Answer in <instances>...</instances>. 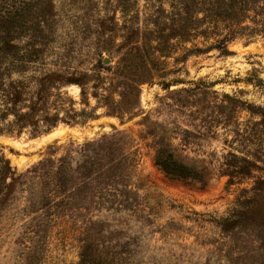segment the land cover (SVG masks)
<instances>
[{
    "label": "rangeland",
    "instance_id": "rangeland-1",
    "mask_svg": "<svg viewBox=\"0 0 264 264\" xmlns=\"http://www.w3.org/2000/svg\"><path fill=\"white\" fill-rule=\"evenodd\" d=\"M51 2L45 39L16 36L23 60L0 65V264H79L85 243L90 264H264V201L223 225L264 179V167L234 184L228 176L233 153H253L237 133L264 119V38L231 41L228 54L162 57L165 73H141L126 53L169 41L153 32L170 0ZM174 42V57L194 47ZM113 98L122 110L108 115ZM49 117L60 119L50 130ZM117 134L136 154L129 187L63 208L40 162ZM159 146L209 170L207 184L167 175Z\"/></svg>",
    "mask_w": 264,
    "mask_h": 264
},
{
    "label": "trees",
    "instance_id": "trees-1",
    "mask_svg": "<svg viewBox=\"0 0 264 264\" xmlns=\"http://www.w3.org/2000/svg\"><path fill=\"white\" fill-rule=\"evenodd\" d=\"M51 5V0H0V65L12 54L23 60L24 57L19 54L20 46L12 43L16 36L20 38L31 34V39H45V28L50 23ZM169 5L171 11H160L166 14L167 18L156 17L157 28L153 32L159 38L167 37L169 41L162 45L143 42L128 48L126 55L138 58L141 73H165V69L158 67L162 57L179 61L189 55L205 54L214 49L228 54V44L231 41L264 38V0H170ZM163 19L170 21V27H166ZM174 40L183 45L192 44L194 47H186L181 58L174 57L177 54ZM36 52L34 49L33 55ZM129 62L132 66L137 64L135 61ZM171 71L176 72L178 69ZM49 79L46 77L44 81ZM140 82L141 80L136 81L138 88ZM164 85L169 88L171 84ZM112 100L107 114H119L122 110L120 103L116 102L115 98ZM94 119H97V115L90 114L89 120ZM59 120L57 117L47 118L48 130L55 127ZM237 137L242 146L253 148V153H233V170L228 171L233 184L235 179L251 178L253 171L264 167V119L254 122L249 133L238 132ZM246 143L248 145H244ZM55 154H47L40 166L45 177L52 180L61 193V203L65 209L88 198H95L97 190H100L101 195L105 193L107 196L122 193L121 188L129 187L125 182L132 178L136 168V154L131 151L128 139L122 134L106 135L86 142L79 150L68 151L60 157ZM155 164L171 177L199 182L203 186L207 184L210 175L209 170L190 167L160 146L156 150ZM245 194L248 196H245L243 201L238 200V208H234L233 213L223 220V225L227 226L242 218L248 212L247 206L258 205L264 201V179H258ZM92 254V247L85 243L79 264H90L94 260ZM98 258L100 260V257Z\"/></svg>",
    "mask_w": 264,
    "mask_h": 264
},
{
    "label": "water",
    "instance_id": "water-1",
    "mask_svg": "<svg viewBox=\"0 0 264 264\" xmlns=\"http://www.w3.org/2000/svg\"><path fill=\"white\" fill-rule=\"evenodd\" d=\"M105 62H109V60H105Z\"/></svg>",
    "mask_w": 264,
    "mask_h": 264
},
{
    "label": "bare ground",
    "instance_id": "bare-ground-1",
    "mask_svg": "<svg viewBox=\"0 0 264 264\" xmlns=\"http://www.w3.org/2000/svg\"><path fill=\"white\" fill-rule=\"evenodd\" d=\"M58 133V132H57ZM49 137H52V136H49Z\"/></svg>",
    "mask_w": 264,
    "mask_h": 264
}]
</instances>
